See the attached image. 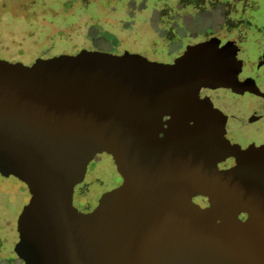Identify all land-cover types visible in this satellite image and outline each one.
I'll use <instances>...</instances> for the list:
<instances>
[{"label":"water","instance_id":"water-1","mask_svg":"<svg viewBox=\"0 0 264 264\" xmlns=\"http://www.w3.org/2000/svg\"><path fill=\"white\" fill-rule=\"evenodd\" d=\"M177 86L130 52L0 60V173L29 189L18 230L44 251L38 264H264V150L166 127ZM104 120L127 129L113 149L123 183L74 213Z\"/></svg>","mask_w":264,"mask_h":264},{"label":"rangeland","instance_id":"rangeland-1","mask_svg":"<svg viewBox=\"0 0 264 264\" xmlns=\"http://www.w3.org/2000/svg\"><path fill=\"white\" fill-rule=\"evenodd\" d=\"M83 49L166 64L178 78L166 127L228 149L264 150V0H0V59L31 66ZM126 135L113 120L89 135L74 213L119 183L113 149ZM7 183L14 199L5 213L16 222L30 194L17 179ZM21 241L29 264H38L44 251L35 238Z\"/></svg>","mask_w":264,"mask_h":264},{"label":"flooded vegetation","instance_id":"flooded-vegetation-1","mask_svg":"<svg viewBox=\"0 0 264 264\" xmlns=\"http://www.w3.org/2000/svg\"><path fill=\"white\" fill-rule=\"evenodd\" d=\"M0 60H3V59H0ZM11 178L17 179L20 182H22L20 179H18L15 176L6 177L0 173V196H3V199L0 202V264H29L30 262L29 260H31V257L33 255H31L28 250H26L25 252H21L22 247L24 248V245H23L24 243L21 240H23V238L26 236L24 234H21L18 230V221H19L21 214L19 215L16 222H14L13 219H10L8 215H6L5 213L6 211L10 209L11 201L14 199L12 197H9L10 195L9 193L11 192V189L14 185L12 184L10 185L9 183L4 184V180H8ZM22 183L26 187V191L29 192L27 185L24 182ZM122 183H123V179L121 175L119 174V183L117 185H114L112 188H108L104 190L103 192H101L99 195H97L96 200L92 202L85 201L86 204L84 203L85 206H84V209L82 210V214L93 211L98 206L99 200L103 196V194L119 187ZM28 198L29 199H28L27 204L29 203L31 199V194ZM74 198H75V194H74ZM204 199L205 198H196L195 201L204 200ZM202 206L206 207V205H202Z\"/></svg>","mask_w":264,"mask_h":264},{"label":"trees","instance_id":"trees-1","mask_svg":"<svg viewBox=\"0 0 264 264\" xmlns=\"http://www.w3.org/2000/svg\"><path fill=\"white\" fill-rule=\"evenodd\" d=\"M200 198H202V197H200ZM205 199H208V198H205ZM211 204V203H210ZM206 206H208V205H206Z\"/></svg>","mask_w":264,"mask_h":264}]
</instances>
